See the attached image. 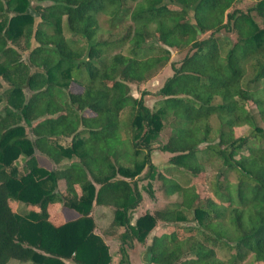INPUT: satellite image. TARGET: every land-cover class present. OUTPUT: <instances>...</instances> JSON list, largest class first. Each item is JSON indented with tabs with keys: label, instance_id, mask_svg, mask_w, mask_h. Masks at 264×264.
<instances>
[{
	"label": "trees",
	"instance_id": "obj_1",
	"mask_svg": "<svg viewBox=\"0 0 264 264\" xmlns=\"http://www.w3.org/2000/svg\"><path fill=\"white\" fill-rule=\"evenodd\" d=\"M252 1L0 0V264H112L95 205L112 208L116 264H133V240L146 264L264 263V0ZM168 63L151 107L132 84ZM207 159L220 166L203 189ZM154 181L181 201L133 221Z\"/></svg>",
	"mask_w": 264,
	"mask_h": 264
},
{
	"label": "rangeland",
	"instance_id": "obj_2",
	"mask_svg": "<svg viewBox=\"0 0 264 264\" xmlns=\"http://www.w3.org/2000/svg\"><path fill=\"white\" fill-rule=\"evenodd\" d=\"M253 1L252 0H239V2L237 3L238 7H242V8H247L248 6L252 5ZM102 17V16H101ZM105 18L104 16L102 17V22L106 25L105 23ZM68 37H70V35L68 34ZM125 50V49H124ZM186 51H180V50H174L173 54H172V58L171 61L175 60V61H180L184 55H185ZM173 73V70L170 66V63H168L165 67H163L157 74H155L152 78H150L148 81L142 83V84H132V92L135 95H140L142 93V91L144 89H147L149 91H151V94L146 96L145 95V101L149 106H156L158 105V100L159 97L157 94V91L159 90V88L163 85L165 79L171 75ZM0 109H2V104L0 103ZM129 113V109H127L126 111H124L125 115H128ZM250 132V128L247 125H241L237 128V133L238 135H247ZM168 133V131H167ZM166 133L164 132L163 136H162V141L166 140ZM152 158L154 160L155 163L157 164H165L169 157L170 154L161 151L157 145H155V147L152 149L151 152ZM43 163L45 165H47V167L50 166V163L45 162L43 160ZM206 163V170L204 172V174L200 177L201 179V186L203 187V189H208L209 188V184L210 181L214 174H216V171L218 170L219 166H220V161L219 160H205ZM46 168V167H44ZM230 178L231 179H235L233 174H230ZM198 179V178H197ZM145 183V181L141 182V184ZM158 183L154 181L153 185L155 186V196H149L148 193L144 192V200L140 206V209L136 210L135 213L139 212V213H144L145 211H152L155 208H160V207H172L175 206L176 203H178L179 201H181V194L180 193H176L173 194L171 196H164L163 193L161 191H159L158 189ZM13 206L15 209L19 210L20 205H15L13 203ZM63 205L60 203H56L53 204L51 211H56L58 209H60ZM133 213L132 217H133V221H135L137 214ZM191 213L189 214V217L191 218ZM67 217H71V215H68ZM193 221H189L187 222L190 223ZM107 223L109 222H105V221H101L99 223H97L98 228H101L102 226L108 225ZM99 233V232H98ZM100 235V234H99ZM102 237V236H101ZM103 240L106 242V244L109 247V251L112 254H117L118 250H119V246L121 244V240H120V236H116V238H112L111 236H107V235H103ZM129 244V245H128ZM126 244V247L128 249V252L130 254V259L131 262L133 264H146L147 262H149L151 260V253L149 251V246L146 243H141L138 240H133L132 242V246L130 245V243ZM217 253L218 256L226 259L228 258V251L223 248V247H217ZM253 258H251V256L243 261L242 264H264V263H255L252 260ZM12 261H10L11 263ZM112 264H114V260L112 261ZM116 264V262H115Z\"/></svg>",
	"mask_w": 264,
	"mask_h": 264
},
{
	"label": "crops",
	"instance_id": "obj_3",
	"mask_svg": "<svg viewBox=\"0 0 264 264\" xmlns=\"http://www.w3.org/2000/svg\"><path fill=\"white\" fill-rule=\"evenodd\" d=\"M36 153H38L39 155H42L41 154V152H39V150H37V152ZM166 153H168V152H166ZM170 154V153H169ZM171 155V154H170ZM76 159V158H75ZM43 160L45 161V162H48V163H50V166L49 167H47V165H45L44 163H43ZM74 160V159H73ZM71 161H69V160H66L65 162H63V163H70ZM40 163H41V166L42 167H46V168H48V169H54L55 167H57V165L53 162V160H51L48 156H41L40 157ZM15 205H17L18 206V202H15L14 203ZM142 204V203H141ZM141 204L134 210V212L133 213H135V211L138 209H140V206H141ZM63 206L60 208V209H58L57 211H59V212H61V213H63V215H64V218L65 219H71V218H76V217H78L79 216V214L76 212V211H72V210H69L68 208H67V206H65L64 204H62ZM112 208L111 207H106V206H100V205H95L94 206V210H93V214H94V216H95V220H96V223H99V222H101V221H105V222H109V219H110V217H111V215H112ZM146 212V211H145ZM144 212V213H145ZM144 213H139V212H137V213H135V214H137V217H139L140 215H142V214H144ZM68 215H71V217H67ZM136 217V218H137ZM108 224V223H107ZM108 226H109V224L108 225H105V226H102L101 228H98V227H96L95 228V232L96 233H98V234H100L102 237H103V235H107V236H111L112 238H116V236L117 235H115V234H113L111 231L109 232L108 230L109 229H107L108 228ZM114 238V239H115ZM111 253V252H110ZM112 254V253H111ZM118 253L117 254H112V256H113V260H114V263L116 262V260H117V258H118ZM12 262L11 263H9V264H30V263H24V262H18V261H16V260H11ZM117 263V262H116Z\"/></svg>",
	"mask_w": 264,
	"mask_h": 264
},
{
	"label": "water",
	"instance_id": "obj_4",
	"mask_svg": "<svg viewBox=\"0 0 264 264\" xmlns=\"http://www.w3.org/2000/svg\"><path fill=\"white\" fill-rule=\"evenodd\" d=\"M30 12H32L34 15H38L36 12H34V11H32V10H30ZM115 264V263H114Z\"/></svg>",
	"mask_w": 264,
	"mask_h": 264
}]
</instances>
